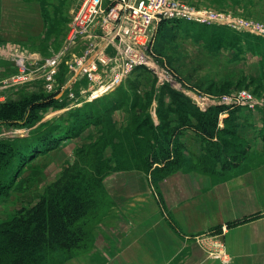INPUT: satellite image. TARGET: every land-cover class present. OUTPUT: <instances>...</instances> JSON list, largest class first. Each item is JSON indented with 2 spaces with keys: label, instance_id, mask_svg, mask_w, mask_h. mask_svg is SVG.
<instances>
[{
  "label": "rangeland",
  "instance_id": "rangeland-1",
  "mask_svg": "<svg viewBox=\"0 0 264 264\" xmlns=\"http://www.w3.org/2000/svg\"><path fill=\"white\" fill-rule=\"evenodd\" d=\"M175 1L189 7L191 10L209 11L218 17L223 16L227 19L244 20L264 25V0ZM55 6L53 5L54 9ZM58 9L65 10L66 6L59 5ZM59 16H66V19H46V29L48 31H44L45 38L40 43L41 49L43 48L41 61L35 63L31 60L27 56L29 51L21 48V45L9 47H17L14 56H10L8 52L4 53L10 56L5 60L15 67L14 75L19 71L17 67L18 60L21 59L32 66L25 69V74L30 82L25 84L5 82L11 93H17L15 97H13V94L7 95L5 93V96L0 94V103L14 102L18 104L15 105L13 112L17 111L14 114L11 113L5 122L0 125V139L2 138L8 143H20L23 138L30 139L34 135L47 133L53 127L64 128L75 123L76 116L87 109L99 115L101 123L98 126H88L76 138L63 140L55 149L37 154L34 159L26 162L22 167L19 166V172L17 173H15L18 163L17 158H13V163L3 167L0 171V180L1 183H5L7 186L10 184V188L6 194L0 197V223L9 220L20 208L33 205L43 194L46 186L53 182L68 165H72L77 160V149L82 145L86 146L102 140L111 129L118 131L120 134L126 132L135 114L139 113L138 109H133L132 102L136 99L146 101L141 103L139 109L146 106V111L149 112L153 121L158 122L155 109L158 104L159 91L162 87L166 86L184 94L203 110L215 105L213 104L215 103L214 100H221L227 96H233L235 97L233 100L241 102H247L250 98L259 101L261 105H256L253 109L245 105L233 108H237L235 112L237 122L242 120L248 127L252 128L251 131H257V134L261 132L264 126V73L259 68V56L257 53L253 55L248 50H244L242 54L236 53V50L228 49L210 51L204 43L194 41L193 32H190L188 28L194 23L195 26H212L214 24L177 20L155 25V34L152 41L147 45L152 58L149 61L155 69L147 66H137L129 75L122 78L119 85L108 89L105 94L101 95L100 97H106L112 101L118 100L121 106V109L117 110L118 112L105 114L101 113L98 108L109 99L96 98L97 100L90 101L87 99L88 92H83V90L87 89L88 85L93 82L108 80L110 68H104L107 76H101L98 80H93L84 73L83 77L77 78L71 85L66 84L63 86L70 70L66 62L69 61L68 64L72 63L76 59V55H81L82 49L79 45L73 52L74 56L67 53L65 41L70 30L72 16L63 13ZM220 25L227 26L230 30L238 31L241 34L249 33L236 30L226 24ZM51 44L53 47L49 48ZM49 49H52L51 53ZM50 58L58 59L55 65L41 67ZM62 76L64 79H62ZM31 80H36L38 83L31 85ZM60 85H62V88L59 87ZM26 87V96L19 95V97L18 92ZM57 90H61V93L56 94ZM49 96H54L56 101L58 99V102L55 103L60 106L55 108L52 103L41 106L43 100ZM164 98L166 102L169 101L167 96ZM220 105L225 106L224 104ZM114 113L118 115V119H113ZM224 113L227 114L224 111L220 115ZM244 114H250L251 116ZM220 115L219 118H221ZM28 117H30V120H27ZM109 150L111 149L107 147L103 152V156H107V153L111 156ZM188 161H192V159H188ZM151 187H153L152 183ZM97 197L99 203H104L101 192H98ZM216 233H212L211 230L202 234L203 236H195L194 241L198 243L206 256L227 263L228 259L224 251V245L222 242L212 240ZM213 242H218L221 247ZM214 252L217 253L216 256H214ZM50 257L45 264H61L66 260L65 256L60 255Z\"/></svg>",
  "mask_w": 264,
  "mask_h": 264
},
{
  "label": "crops",
  "instance_id": "crops-1",
  "mask_svg": "<svg viewBox=\"0 0 264 264\" xmlns=\"http://www.w3.org/2000/svg\"><path fill=\"white\" fill-rule=\"evenodd\" d=\"M81 1L0 0V94L15 97L17 93L5 85L15 70L5 59L14 56L17 47H9L21 45L31 60L41 61L46 19H66L61 13L73 16ZM59 5L66 9H58ZM26 89L18 96H26ZM220 117L222 126L226 113ZM113 119H118L116 113ZM238 124V135L250 149L228 172L218 166L214 175L179 169L162 179L157 188L151 187L142 171L106 175L101 189L104 203L87 224L90 247L61 264H264V143L259 132L251 131L244 121L238 120ZM180 138L186 161L195 162L203 155V144L192 130H185ZM211 230L219 232L212 240L224 245L227 263L209 258L194 241L195 236Z\"/></svg>",
  "mask_w": 264,
  "mask_h": 264
},
{
  "label": "trees",
  "instance_id": "trees-1",
  "mask_svg": "<svg viewBox=\"0 0 264 264\" xmlns=\"http://www.w3.org/2000/svg\"><path fill=\"white\" fill-rule=\"evenodd\" d=\"M177 20L166 19L159 23ZM194 24L188 28L193 32L195 42L204 43L210 51L228 49L236 50L238 54L244 50L253 55L257 53L260 71L264 73L263 38L250 33L241 34L224 25ZM165 96L169 98L168 102ZM102 98L106 97L98 99ZM157 100L156 124L146 106L139 109L146 101L136 99L132 102L133 109H138L139 113L135 114L126 132L120 134L111 129L102 140L82 145L77 149V160L46 186L33 205L20 208L9 220L0 223V264H45L50 256L60 255L66 259L87 251L92 241L87 224L99 213L98 192H101L102 180L111 172L142 171L157 188L162 179L179 169L214 175L217 166L222 172H228L246 158L250 147L238 135L237 108L211 105L202 110L184 94L166 86L160 89ZM108 101L99 106L101 113L121 109L118 100ZM55 102L58 99L49 96L41 106L52 103L55 108L59 107ZM17 104L0 103V125L17 111L13 112ZM224 111L227 114L222 119L223 125L219 126V115ZM76 117V122L69 126L53 127L47 133L23 138L20 143H8L1 138L0 171L17 158V173L19 166L37 154L55 149L63 140L76 138L88 126L101 123L99 115L90 109L81 111ZM187 129L192 130L203 144V155L195 162L183 157L185 145L180 136ZM259 134L264 143V126ZM107 147L112 151L110 157L103 156ZM9 188L10 184L7 186L0 180V197Z\"/></svg>",
  "mask_w": 264,
  "mask_h": 264
},
{
  "label": "built area",
  "instance_id": "built-area-1",
  "mask_svg": "<svg viewBox=\"0 0 264 264\" xmlns=\"http://www.w3.org/2000/svg\"><path fill=\"white\" fill-rule=\"evenodd\" d=\"M166 19L226 24L236 30L264 38L263 24L218 17L209 11L191 10L175 0H82L71 18L70 30L65 41L67 53L72 56L75 55L73 49H77L79 45L82 49L81 55H76L72 63L66 62L70 69L68 72L71 73L67 85L83 77L84 73L89 78L98 80L101 76H107L104 68H110L108 80L93 82L83 90L88 92L87 99L91 101L105 94L108 89L119 85L122 78L129 75L137 66L155 69L149 61L152 58L147 45L153 39L155 25ZM57 60L50 58L41 67H52ZM17 62L19 71L10 76L6 82L14 84L30 82L25 69L32 65L21 59ZM59 87L62 88V85ZM56 92V94L61 93V90ZM233 98L235 97L227 96L221 100L217 99L213 104H224L228 108L245 105L252 109L256 105H261L259 101L251 98L247 102ZM214 244L220 246L219 243ZM216 255L217 253L214 252V256Z\"/></svg>",
  "mask_w": 264,
  "mask_h": 264
},
{
  "label": "water",
  "instance_id": "water-1",
  "mask_svg": "<svg viewBox=\"0 0 264 264\" xmlns=\"http://www.w3.org/2000/svg\"><path fill=\"white\" fill-rule=\"evenodd\" d=\"M69 76H70V75H67V77L65 78V81H64L65 83L67 82Z\"/></svg>",
  "mask_w": 264,
  "mask_h": 264
}]
</instances>
